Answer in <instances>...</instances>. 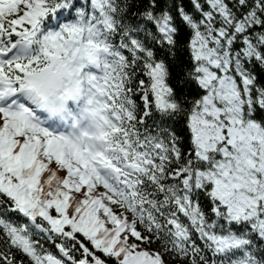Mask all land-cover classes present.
<instances>
[{
  "label": "snow or ice",
  "instance_id": "1",
  "mask_svg": "<svg viewBox=\"0 0 264 264\" xmlns=\"http://www.w3.org/2000/svg\"><path fill=\"white\" fill-rule=\"evenodd\" d=\"M0 264H264V0H0Z\"/></svg>",
  "mask_w": 264,
  "mask_h": 264
}]
</instances>
